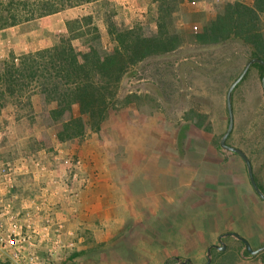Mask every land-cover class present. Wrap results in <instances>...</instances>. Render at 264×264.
I'll return each instance as SVG.
<instances>
[{
    "label": "rangeland",
    "instance_id": "1",
    "mask_svg": "<svg viewBox=\"0 0 264 264\" xmlns=\"http://www.w3.org/2000/svg\"><path fill=\"white\" fill-rule=\"evenodd\" d=\"M236 2L253 6L103 0L0 31V60L9 51L22 56L55 46L66 20L83 15L94 17L107 51L116 46L109 21L119 31L156 34L161 16L163 30L180 36L176 50L129 68L119 84L120 106L84 138L60 142L39 116L37 95L32 112L11 101L0 113V264H207L208 248L222 246L220 235L241 231L253 250L264 246V201L245 161L220 146L229 124L227 93L251 50L240 40L205 45L197 38L216 19L214 5ZM256 26L264 46V14ZM262 76L251 67L234 90L227 143L247 154L264 193ZM126 97L132 102L122 107ZM180 173L183 212H173ZM208 218L216 228L211 235L202 226ZM196 242L199 252L190 250ZM223 243L210 264L262 263L264 250L245 258L239 239Z\"/></svg>",
    "mask_w": 264,
    "mask_h": 264
},
{
    "label": "trees",
    "instance_id": "2",
    "mask_svg": "<svg viewBox=\"0 0 264 264\" xmlns=\"http://www.w3.org/2000/svg\"><path fill=\"white\" fill-rule=\"evenodd\" d=\"M98 1L103 0H0V31ZM252 2V7L238 2L214 5L216 19L197 38L205 45L240 40L250 47L251 59L264 60L262 30L256 26L264 14V0ZM157 19L156 34L137 29L119 31L109 21L108 33L116 42L110 51L103 48L101 30L91 15L66 20L65 30L57 33V43L51 48L22 56L9 51L0 60V113L11 101L24 103L32 112L37 95L42 108L39 116L46 128H55L60 142L99 131L110 112L120 106L119 84L129 68L179 46L180 36L163 30L162 17ZM252 67L264 73L262 65ZM123 100L122 107L132 102L131 97ZM44 138L50 143L48 133ZM250 254L245 258L252 257ZM261 261L264 264V258Z\"/></svg>",
    "mask_w": 264,
    "mask_h": 264
},
{
    "label": "water",
    "instance_id": "3",
    "mask_svg": "<svg viewBox=\"0 0 264 264\" xmlns=\"http://www.w3.org/2000/svg\"><path fill=\"white\" fill-rule=\"evenodd\" d=\"M260 64L264 67V60L262 59H258V58H254V59H250L248 61V63L246 64V66L244 67L242 73L240 74V76L235 80V82L230 86L229 90H228V93H227V108H228V114H229V124H228V128H227V131L226 133L223 135L222 139H221V142H220V146L227 150V151H230L232 153H235V154H238L246 163L247 165V171H248V175H249V179H250V182H251V185L253 187V189L255 190V192L258 194V196L264 201V193L261 191L256 179H255V176H254V173H253V168H252V165L250 163V160L248 159V157L246 156V154L241 150V149H238L236 147H233L231 145H228L227 141L233 131V128H234V118H233V108H232V94L234 92V90L236 89V87L243 81V79L245 78V76L247 75L249 69L255 64ZM262 87H263V90H264V75L262 77ZM229 235H232L234 237H236L237 239H239L240 241L244 242L245 245H246V248H247V251L253 255H256L258 253H260L261 251L264 250V246L257 249V250H253L250 246V244L244 239L242 238L240 235L236 234V233H226L224 235H222L220 237V240L223 238V237H226V236H229ZM222 250L225 249V245L222 246L221 248ZM211 247L208 249V262L207 264H209L211 262Z\"/></svg>",
    "mask_w": 264,
    "mask_h": 264
},
{
    "label": "crops",
    "instance_id": "4",
    "mask_svg": "<svg viewBox=\"0 0 264 264\" xmlns=\"http://www.w3.org/2000/svg\"><path fill=\"white\" fill-rule=\"evenodd\" d=\"M13 28V27H12ZM244 152V151H243ZM245 153V152H244ZM246 154V153H245ZM246 156H247V154H246ZM249 159V158H248ZM251 163V162H250ZM252 165V164H251ZM178 178V185H179V188H178V190L180 191V193L177 195L178 196V202L177 203H175V205H176V207H175V209H171V211L173 210V212L175 211V212H177V211H181V212H183V197H182V189H183V186H184V184H183V181H182V178H183V175H182V173H180L179 175H176ZM256 179V178H255ZM259 185V184H258ZM159 187H161L160 185H159ZM0 188H1V184H0ZM177 204H178V206H177ZM219 208V207H218ZM156 210H158V208H155ZM162 210H164V209H162ZM204 210L206 211V212H208V209L207 208H204ZM219 210H222V208H219ZM166 212H170L169 210H165ZM187 212V211H186ZM219 216H221V215H219ZM218 215H217V218H220V219H222L221 217H219ZM190 217V216H189ZM236 218H237V215H236ZM172 219H174L173 220V224H176L177 222H180L181 223V221H182V217H179L178 218V221H177V218H172ZM245 219H246V221H247V223L248 222H253V219L252 218H250V216L249 217H245ZM206 224H204V225H202L203 226V229H205V230H207V231H209L210 229H216L215 228V223H214V221L213 220H210V218H208L207 220H206V222H205ZM242 226V225H241ZM219 228L221 229V230H218V231H212V234L213 235H218V233L220 232V231H222V229H223V225H219ZM246 228H244L243 230H245ZM207 231H202V235L204 234V236L205 235H208V233L211 235V233H210V231L207 233ZM246 232L247 231H241V232H239V233H242V236L243 235H245L246 234ZM227 233H236V232H227ZM224 234H226V233H224ZM224 234H222V235H224ZM236 234H238V233H236ZM238 235H240V234H238ZM221 236V235H220ZM219 236V237H220ZM230 236V235H229ZM241 236V237H242ZM242 238H244V237H242ZM247 242H248V240L246 239V238H244ZM249 243V242H248ZM201 246H199V244H197V242L195 243V244H193L192 246H191V248H190V250L192 251V250H194V251H198L199 252V248H200ZM210 248V247H209ZM208 248V249H209ZM203 249H205V248H203ZM251 261L250 260H246V261H244V263H250ZM221 264H233V263H227V262H223V263H221ZM258 264H262V263H258Z\"/></svg>",
    "mask_w": 264,
    "mask_h": 264
},
{
    "label": "flooded vegetation",
    "instance_id": "5",
    "mask_svg": "<svg viewBox=\"0 0 264 264\" xmlns=\"http://www.w3.org/2000/svg\"><path fill=\"white\" fill-rule=\"evenodd\" d=\"M263 75H264V73H263ZM263 77V76H262ZM222 236V235H221ZM220 236V237H221ZM230 236H232V235H230ZM220 237H219V242L222 244V246L224 245V243H223V239L224 238H226V237H228V236H226V237H223L221 240H220ZM242 242V241H241ZM242 244L244 245V249H245V252H247V253H249L248 251H247V248H246V245H245V243L244 242H242ZM222 246L221 247H219L218 245H212V246H210L211 247V252L215 249H221L222 248ZM250 254V253H249ZM251 255V254H250ZM210 264V263H209Z\"/></svg>",
    "mask_w": 264,
    "mask_h": 264
}]
</instances>
